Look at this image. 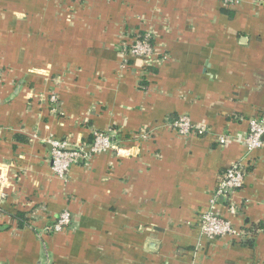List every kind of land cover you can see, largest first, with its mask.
Returning a JSON list of instances; mask_svg holds the SVG:
<instances>
[{
	"label": "crops",
	"instance_id": "0c3cea01",
	"mask_svg": "<svg viewBox=\"0 0 264 264\" xmlns=\"http://www.w3.org/2000/svg\"><path fill=\"white\" fill-rule=\"evenodd\" d=\"M139 32L154 39L147 66L119 50ZM183 116L209 133L166 126ZM255 118L264 0H0V264H264V145L245 148ZM95 133L123 148L59 178L51 140ZM241 160V210L216 209L243 236L207 240L200 216ZM64 211L71 226L56 232Z\"/></svg>",
	"mask_w": 264,
	"mask_h": 264
},
{
	"label": "built area",
	"instance_id": "2783aa9c",
	"mask_svg": "<svg viewBox=\"0 0 264 264\" xmlns=\"http://www.w3.org/2000/svg\"><path fill=\"white\" fill-rule=\"evenodd\" d=\"M226 5H238L239 0H222ZM120 46L119 50L123 57L141 60L145 66L150 65L156 50L153 45V36L144 33ZM52 102H56V98H51ZM170 130L182 135H205L209 133L206 127L196 126L188 116L180 117L166 124ZM220 145L226 144L224 137L218 138ZM52 145V169L54 173L61 179H67L72 166L79 160L85 162L92 157L109 152H120L123 148L120 141L113 139L105 133H95L90 142H82L73 144L66 140H51ZM264 145V118H255L249 122V132L245 139V148L248 153L260 149ZM247 162V161H246ZM245 160H241L232 164L220 176L216 192L210 200L208 211L200 216L199 228L201 236L207 240H214L221 237L241 238L243 233L238 231L232 222L222 217L217 211V205L220 200H226L227 207L232 215H237L241 207L235 202V197L242 190L248 174L249 164ZM71 214L64 211L60 214L58 220L54 224V231L59 232L71 226Z\"/></svg>",
	"mask_w": 264,
	"mask_h": 264
},
{
	"label": "trees",
	"instance_id": "16d2710c",
	"mask_svg": "<svg viewBox=\"0 0 264 264\" xmlns=\"http://www.w3.org/2000/svg\"><path fill=\"white\" fill-rule=\"evenodd\" d=\"M138 34H139L138 36H142L144 33L139 32ZM12 219L17 222L18 227L21 229L29 227V225H30L29 220L26 218V215L22 212H15V214L12 215ZM7 229H8V227H0V231L7 230ZM262 229H264V226H262V225H259L256 228V230H262Z\"/></svg>",
	"mask_w": 264,
	"mask_h": 264
}]
</instances>
